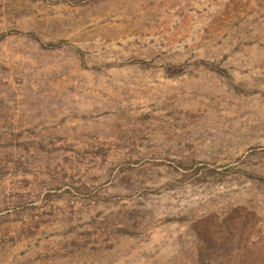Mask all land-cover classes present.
Returning a JSON list of instances; mask_svg holds the SVG:
<instances>
[{
  "label": "rangeland",
  "instance_id": "374dc122",
  "mask_svg": "<svg viewBox=\"0 0 264 264\" xmlns=\"http://www.w3.org/2000/svg\"><path fill=\"white\" fill-rule=\"evenodd\" d=\"M0 264H264V0H0Z\"/></svg>",
  "mask_w": 264,
  "mask_h": 264
}]
</instances>
